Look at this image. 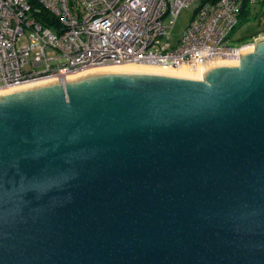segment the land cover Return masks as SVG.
<instances>
[{
  "label": "water",
  "instance_id": "water-1",
  "mask_svg": "<svg viewBox=\"0 0 264 264\" xmlns=\"http://www.w3.org/2000/svg\"><path fill=\"white\" fill-rule=\"evenodd\" d=\"M201 72L2 91L0 264H264V36Z\"/></svg>",
  "mask_w": 264,
  "mask_h": 264
},
{
  "label": "built area",
  "instance_id": "built-area-1",
  "mask_svg": "<svg viewBox=\"0 0 264 264\" xmlns=\"http://www.w3.org/2000/svg\"><path fill=\"white\" fill-rule=\"evenodd\" d=\"M256 0H0V90L104 66L176 68L238 59L228 37ZM189 21L170 42L179 12ZM47 14V24L37 19ZM30 31L37 43L17 45ZM264 36L259 33L252 37Z\"/></svg>",
  "mask_w": 264,
  "mask_h": 264
},
{
  "label": "rangeland",
  "instance_id": "rangeland-1",
  "mask_svg": "<svg viewBox=\"0 0 264 264\" xmlns=\"http://www.w3.org/2000/svg\"><path fill=\"white\" fill-rule=\"evenodd\" d=\"M245 7V17L240 16L241 23L228 37V42L232 46H240L249 42L252 43L251 40L253 36L264 32V0H256L254 3L247 2ZM189 17V9L184 8L179 12L175 23L170 30L171 43L176 44L177 40L181 37L189 21ZM35 43H37V39L30 31H25L24 35L17 39L18 46L23 44L33 45ZM247 46L249 47L251 45Z\"/></svg>",
  "mask_w": 264,
  "mask_h": 264
},
{
  "label": "bare ground",
  "instance_id": "bare-ground-1",
  "mask_svg": "<svg viewBox=\"0 0 264 264\" xmlns=\"http://www.w3.org/2000/svg\"><path fill=\"white\" fill-rule=\"evenodd\" d=\"M247 47V48H245ZM241 50L246 51L250 50L251 46H245ZM237 62V59H229V60H223V59H214L210 62H207L206 64H194V65H181L176 68H163V67H158L154 65H144V64H125V65H120V66H104V67H99V68H93V69H124V70H141V71H153V72H166V73H173V74H181V75H188V76H194L201 78L202 77V72L205 68L214 65V64H221V63H229V64H234ZM93 69H88V70H83L78 73L69 75L67 78H75L77 75H82L84 72H91ZM50 80L46 81H41V82H35V83H30V84H25L17 87H12L4 90H0V93L2 91H11V89H17V88H23L25 86H30V85H36V84H41L45 83Z\"/></svg>",
  "mask_w": 264,
  "mask_h": 264
},
{
  "label": "trees",
  "instance_id": "trees-1",
  "mask_svg": "<svg viewBox=\"0 0 264 264\" xmlns=\"http://www.w3.org/2000/svg\"><path fill=\"white\" fill-rule=\"evenodd\" d=\"M245 14H246V7L243 8V10H242L241 13H240V16L245 17ZM240 16H239L238 23L236 24V26L234 27V29L237 28V26H239V24L241 23ZM37 19H38L39 21H41L43 24H47V22H48V21H47V14H46L44 11L38 13V15H37ZM234 29H233V30H234ZM232 32H233V31H232Z\"/></svg>",
  "mask_w": 264,
  "mask_h": 264
}]
</instances>
